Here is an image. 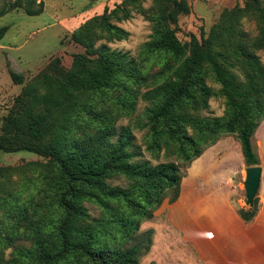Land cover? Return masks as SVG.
<instances>
[{"label":"trees","instance_id":"obj_1","mask_svg":"<svg viewBox=\"0 0 264 264\" xmlns=\"http://www.w3.org/2000/svg\"><path fill=\"white\" fill-rule=\"evenodd\" d=\"M170 1L169 11L163 12L165 19L189 12L186 0ZM41 3L17 0L15 5L2 8L0 16L14 7L37 15L42 12ZM241 16L256 20L255 36L234 30ZM94 22H85L72 34L86 51L74 54L71 68L59 79L45 72L36 77L17 98L21 108L18 114L6 116L2 124L0 150H26L45 157L42 175L48 187L55 190L51 198L62 209L56 231L42 233L31 226L36 232V247L30 256L33 264H137L138 255L152 245L154 230L146 229L136 235L132 244H125L142 220L153 217V210L163 199L168 196L172 203L180 195V164L134 161V137L128 126H120L117 131L114 123L119 114L107 105L95 108L100 95L111 88L123 89L119 105L125 107L134 99L130 84L145 82L146 75L142 67L120 51L105 44L94 47L90 33ZM7 29L8 26L0 27V39ZM157 45L176 58H184L178 67L165 66L151 75L156 82L163 80L152 84L144 94L151 103L147 109L153 135L149 147L156 150L164 145L167 150L173 149L188 165L202 154L205 144L221 133H229L240 144L244 164L257 165L251 135L257 120L264 116V66L254 53L264 49L261 0H247L244 7L224 10L209 35L205 37L202 32L200 41L192 36L189 42L181 43L167 28L158 33ZM55 62L58 59L50 64ZM209 73L220 84L217 91L206 82ZM9 75L14 83H22L21 74L9 70ZM39 87L47 93H39ZM217 93L225 98L227 113L221 117L200 116L198 111L206 108L208 98ZM40 106V110H34ZM85 115L99 127L94 136L77 138L72 129L83 122ZM187 126L194 132L188 133ZM15 136L21 140L13 143ZM6 170L0 166V177ZM115 176H123L127 185H111L108 180ZM84 200L96 205L100 212L97 217L91 216ZM0 204L15 212L13 224L26 218L24 204ZM258 209L256 197L251 207L236 208L244 222H251Z\"/></svg>","mask_w":264,"mask_h":264},{"label":"rangeland","instance_id":"obj_2","mask_svg":"<svg viewBox=\"0 0 264 264\" xmlns=\"http://www.w3.org/2000/svg\"><path fill=\"white\" fill-rule=\"evenodd\" d=\"M39 1L36 0V3ZM41 1L40 14L28 15L22 8L14 7L5 10L0 16V27L8 26L0 39V135L5 117L10 114L15 116L21 109L17 98L28 84L43 72L50 78H61L71 68L74 54L86 51L82 43L72 38V34L85 22L94 19L90 32L94 36V47L105 44L111 50L120 51L142 67L146 75L145 82L130 84L134 99L125 103V107L119 105L123 89L111 88L100 95L98 104L94 102L95 108L99 110L107 105L119 114L114 123L117 131L120 126H128L134 137V161H149L152 165L173 161L180 164L183 172L179 198L172 203L168 202V196L163 199L153 210V217L142 220L132 234L133 238L125 245L132 244L138 233L152 228V245L149 250L138 255L137 264H203L193 249L187 252L183 245L174 241V236L168 237L166 230L169 227L164 220L166 210L159 213L164 207L173 208L180 199L192 198L194 192L200 197L209 190L228 191L236 208L248 207L245 204L244 189L246 165L240 144L234 134L221 133L214 141L205 144L202 154L188 165L181 162L173 149L167 150L164 145L152 150L149 146L153 135L150 124L147 123V109L151 107V103L144 94L152 84L163 80L161 78L156 82L152 79V74L165 66L178 67L184 58H176L158 47V33L161 30L169 28L181 43L189 42L192 36L200 41L202 32L203 36H208L224 10L244 7L247 0H186L189 12L177 13L174 19L163 17V12L169 11L170 0ZM261 2L264 4V0ZM16 3L17 0H0V10ZM234 30L253 37L258 33V24L251 16H241L234 24ZM254 53L264 66V49H257ZM55 59L58 62L50 64ZM9 70L21 74L22 83H14ZM206 82L216 91L220 88V84L210 73ZM38 90L41 94L47 93L44 87H39ZM40 108L41 106L34 110L38 111ZM226 113L225 98L219 93L210 96L207 107L198 111L203 117H221ZM158 126L159 129L163 128L161 123ZM98 127L96 122L89 121V115H85L83 122L72 130L75 137L80 138L94 136ZM187 131L194 132L190 126H187ZM116 138L117 133L111 140L115 141ZM20 140L18 136L13 137V143ZM251 142L258 159L257 165L262 171L255 195L259 207L264 203V116L257 120ZM46 163L45 157L34 152L0 150V166L7 168L6 174L0 177V203L24 204L27 210L26 218L13 224L15 212L10 206L0 204V235L6 237L3 240L0 236V264H33L30 256L36 247V232L31 226L42 233L54 232L62 219L58 201L51 198L55 195V190L48 187L42 175ZM108 182L111 185H127L123 176L111 177ZM83 204L92 217L99 215L96 205L88 200H84ZM199 206L204 204L200 203ZM201 212L203 210H199V214ZM202 216L203 213L200 218Z\"/></svg>","mask_w":264,"mask_h":264},{"label":"crops","instance_id":"obj_3","mask_svg":"<svg viewBox=\"0 0 264 264\" xmlns=\"http://www.w3.org/2000/svg\"><path fill=\"white\" fill-rule=\"evenodd\" d=\"M200 197L194 192L161 210L159 214L166 210L168 237L174 236L187 252L193 249L203 264H264V203L251 222H244L228 191L209 190Z\"/></svg>","mask_w":264,"mask_h":264},{"label":"water","instance_id":"obj_4","mask_svg":"<svg viewBox=\"0 0 264 264\" xmlns=\"http://www.w3.org/2000/svg\"><path fill=\"white\" fill-rule=\"evenodd\" d=\"M261 167L259 165L246 166L245 167V204L247 206L253 205L254 197L258 191L261 178Z\"/></svg>","mask_w":264,"mask_h":264}]
</instances>
